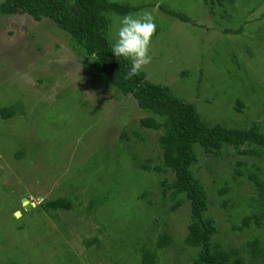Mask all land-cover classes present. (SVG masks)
I'll list each match as a JSON object with an SVG mask.
<instances>
[{"label": "rangeland", "instance_id": "obj_1", "mask_svg": "<svg viewBox=\"0 0 264 264\" xmlns=\"http://www.w3.org/2000/svg\"><path fill=\"white\" fill-rule=\"evenodd\" d=\"M4 1L0 108L17 107L11 116L0 115V264H115L117 259L139 264V232L149 244L160 232L172 236L171 244L158 250L156 264H192L193 251L182 242L189 205L174 206L170 190L163 192L160 184L171 173L155 178L132 159L160 164V131L140 126L147 113L131 95L106 86L99 68L78 54L66 31L49 18L5 13ZM113 1L144 5L128 14L150 11L154 17L151 62L143 68L149 81L202 105L206 120L242 128L257 121L264 130V0ZM109 15L107 36L113 43L125 15ZM134 127L145 139L130 133ZM122 129L131 136L127 142L118 139ZM244 148L253 152L222 147L213 156L198 149L191 167L208 195L207 214L218 228L213 239L226 246L260 232L253 227L242 234L230 222V214L237 219L236 211L249 209L243 199L256 198L258 187L235 174V166L247 174L260 166L264 174L262 149ZM17 149L23 153L19 159L13 155ZM59 194L74 196L72 209L53 218L36 207L44 196ZM91 198L97 205L88 210ZM92 236L98 241L87 243Z\"/></svg>", "mask_w": 264, "mask_h": 264}, {"label": "trees", "instance_id": "obj_2", "mask_svg": "<svg viewBox=\"0 0 264 264\" xmlns=\"http://www.w3.org/2000/svg\"><path fill=\"white\" fill-rule=\"evenodd\" d=\"M143 7L144 5H131L113 0H5L1 10L5 13H25L35 20L42 18L52 20L70 35L78 54H82L84 59L91 60L92 68H99L106 86H110L121 96L131 95L137 106L147 113L146 116L139 118V124L160 131L157 136L160 153L156 155L160 164H151L150 158L144 162H140L139 159L138 162L134 156L132 159L142 170L153 173L155 178L158 172L171 173V179L169 181L164 179L160 184L164 189L163 192L166 189L170 190L172 198L176 201L174 206L181 202L189 205L190 219L182 242L193 251L192 264L249 262L264 264V183L260 177H264L262 167L255 166L248 174L237 169L236 166L234 168L235 174L246 176L258 186L256 198L243 199L244 207L249 209L241 208L236 211L237 219L235 213L230 214L231 227L238 232L247 233L249 230L253 231V227L260 230L259 233H251L249 237L244 238L238 246H226L218 239H213L218 228L215 219L207 214L208 195L204 184L191 169L193 163L197 161L198 149L216 156L222 147H232L240 153L253 152L246 148L241 150L242 146L247 147L252 144L264 152V130H259L261 126L257 121H252L247 128H242L224 125L219 120H206V117H202L204 116L200 109L202 105L196 106L193 102L177 97L167 85L149 81L143 70L138 75L127 78L131 62L111 54L112 42L107 36L111 24L109 14L125 15ZM170 13L182 20H189L183 14L173 11ZM238 30L236 31L239 32ZM234 67L236 73L242 75V67L238 61ZM240 104L239 101L235 104V109L238 111H241ZM16 107L17 104L1 107L0 115L4 118L11 116L16 112ZM130 133L138 139H145L135 127ZM118 139L127 142L131 136L126 129H122ZM20 149L13 152L14 158L23 157ZM106 167L107 164L104 169ZM93 168L95 167H89V169ZM111 186L107 184L106 187ZM225 188H228V183ZM72 198L74 196L65 194L44 196L36 207L54 218L58 216L59 211L73 208ZM148 203V210L151 211L152 205L150 201ZM95 205L97 203L91 198L87 209L91 210ZM148 215L149 220L152 213ZM139 234L138 238L141 242L138 248L139 264H156L158 250L171 244L172 236L160 232L156 236V241L149 244L144 242ZM97 241L96 236L86 239L87 243ZM122 261L117 259L115 264H125ZM13 262V260L9 261V264Z\"/></svg>", "mask_w": 264, "mask_h": 264}, {"label": "clouds", "instance_id": "obj_3", "mask_svg": "<svg viewBox=\"0 0 264 264\" xmlns=\"http://www.w3.org/2000/svg\"><path fill=\"white\" fill-rule=\"evenodd\" d=\"M155 30L156 24L150 11L120 18L111 54L131 62L127 78L138 75L151 62L149 49Z\"/></svg>", "mask_w": 264, "mask_h": 264}, {"label": "water", "instance_id": "obj_4", "mask_svg": "<svg viewBox=\"0 0 264 264\" xmlns=\"http://www.w3.org/2000/svg\"><path fill=\"white\" fill-rule=\"evenodd\" d=\"M22 202L27 206V207H30L29 203H28V200L27 199H23ZM17 216H19V212L18 214L16 213Z\"/></svg>", "mask_w": 264, "mask_h": 264}]
</instances>
